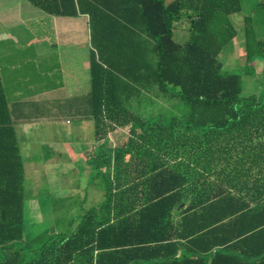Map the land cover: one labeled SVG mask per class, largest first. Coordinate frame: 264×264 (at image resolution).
Masks as SVG:
<instances>
[{
    "label": "trees",
    "instance_id": "obj_1",
    "mask_svg": "<svg viewBox=\"0 0 264 264\" xmlns=\"http://www.w3.org/2000/svg\"><path fill=\"white\" fill-rule=\"evenodd\" d=\"M26 1L50 16H89L85 116L97 141L131 130L94 160L107 182L103 203L73 234L26 252L25 163L0 79V264H264V100L241 96L256 60L264 73V0L261 33L244 18L239 73L224 71L219 56L238 35L241 0ZM96 22L115 57L96 42ZM180 23L184 44L174 39ZM153 92L180 98L188 115L144 120L133 103Z\"/></svg>",
    "mask_w": 264,
    "mask_h": 264
},
{
    "label": "crops",
    "instance_id": "obj_2",
    "mask_svg": "<svg viewBox=\"0 0 264 264\" xmlns=\"http://www.w3.org/2000/svg\"><path fill=\"white\" fill-rule=\"evenodd\" d=\"M104 27L101 22L95 23L96 42L105 57H115L109 45L110 31ZM92 36L88 15L50 16L26 0H0V79L18 139L19 128L42 122L41 118L44 122L54 121L44 118L60 114L55 108L70 113L67 116L77 121V132L84 130L85 122H94L85 116L86 96L91 90L90 55L95 51ZM144 97L134 100L133 105L138 106ZM93 138V143L81 147L75 142L65 147L76 165L87 172L89 185L99 177L94 160L103 146V141L95 139V132ZM126 162H130L129 157ZM80 221L75 222L71 232L65 228L58 232L49 226L44 234L47 240L54 235H71Z\"/></svg>",
    "mask_w": 264,
    "mask_h": 264
},
{
    "label": "rangeland",
    "instance_id": "obj_3",
    "mask_svg": "<svg viewBox=\"0 0 264 264\" xmlns=\"http://www.w3.org/2000/svg\"><path fill=\"white\" fill-rule=\"evenodd\" d=\"M167 3L173 0H165ZM261 0H241L242 11L232 16L238 35L221 52L219 60L226 72L239 73L245 65L244 18L253 17L257 33H261L259 22L262 10L259 9ZM190 32L186 26L177 24L174 30V39L179 44L189 40ZM256 75H242V97L256 95L264 100V73L263 62L255 61ZM157 92H153V94ZM148 94V93H147ZM145 95L138 106L132 110L144 120L153 121L163 116L168 120L173 117L183 118L189 113L188 105L180 98H169L165 95ZM60 113L57 116H47L44 119H54L51 122H42L19 128V142L25 163V221L24 240L26 252L38 249L45 241L44 234L49 226H54L60 232L63 228L71 232L75 222L81 215L94 207L100 206L103 200L106 179L99 175L89 185L87 172L82 166H77L71 156L66 153V144L77 143V146L93 143L95 132L94 122H85L84 130L77 132V121L68 116L65 109L55 108ZM59 110V112H58ZM68 115V116H67ZM57 118V119H56ZM68 118V119H67ZM69 121V122H68ZM71 124V125H70ZM23 130V131H21ZM131 126L118 128L103 145L115 148L122 145L130 137ZM81 147V146H80ZM88 186V187H87ZM87 189L83 199V189ZM38 214V218H34ZM39 215L40 219H39Z\"/></svg>",
    "mask_w": 264,
    "mask_h": 264
}]
</instances>
